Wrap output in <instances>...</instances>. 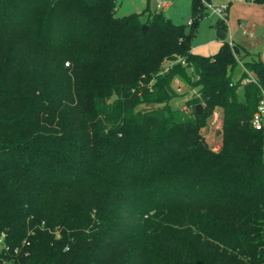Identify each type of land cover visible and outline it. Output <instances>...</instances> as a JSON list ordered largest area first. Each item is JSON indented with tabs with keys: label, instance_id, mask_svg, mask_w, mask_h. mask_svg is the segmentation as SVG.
I'll use <instances>...</instances> for the list:
<instances>
[{
	"label": "trees",
	"instance_id": "trees-1",
	"mask_svg": "<svg viewBox=\"0 0 264 264\" xmlns=\"http://www.w3.org/2000/svg\"><path fill=\"white\" fill-rule=\"evenodd\" d=\"M117 6L0 0V264H264V61Z\"/></svg>",
	"mask_w": 264,
	"mask_h": 264
},
{
	"label": "rangeland",
	"instance_id": "rangeland-1",
	"mask_svg": "<svg viewBox=\"0 0 264 264\" xmlns=\"http://www.w3.org/2000/svg\"><path fill=\"white\" fill-rule=\"evenodd\" d=\"M169 1H171L170 7L165 9L163 13L165 16L170 17L173 23L182 24L186 31H192L194 33L191 42L194 52L201 55H212L218 52L222 42L216 37V25L219 19L218 15L213 13L210 9H207L204 14L196 16V22L193 26H191L188 24V18L193 17L191 0ZM230 1L231 0H212L214 5H227L230 3ZM242 1H245L246 3V0ZM117 2L118 15H125L136 12L141 14L142 20H146L148 11L156 8L158 0H117ZM206 2L207 1L203 0L205 6ZM262 6L263 7H250V9L246 8L245 6L240 7L238 8L237 12H234V20L232 21H229L230 18L227 14L228 12H226L225 19L227 29L230 27V22L234 23L236 28H238L237 26H239V20H242L244 22H253L257 27H260V32H264V4ZM233 39L235 40L236 44L239 45L241 49L240 55L243 57H247V55L245 56L246 53H244L243 48L250 52L259 50L260 54L264 52V40L262 39L261 44H257L256 40L245 37L242 34L240 28L236 30L235 35H233ZM184 89L185 93L180 94V96L174 98L171 101V105L174 108H184L185 110H187V108L185 107V101L189 99L193 94L188 91V87L185 86ZM216 110L218 109H215L213 111L208 125L203 127L201 130V132L205 136L206 141L211 146H213L214 149H218L221 143L219 135H216V129L220 128V124L215 127L210 126V121L212 120L213 114ZM4 264H11V262H5Z\"/></svg>",
	"mask_w": 264,
	"mask_h": 264
},
{
	"label": "built area",
	"instance_id": "built-area-1",
	"mask_svg": "<svg viewBox=\"0 0 264 264\" xmlns=\"http://www.w3.org/2000/svg\"><path fill=\"white\" fill-rule=\"evenodd\" d=\"M166 5V1H159L158 4V9H162L163 6ZM206 6L208 9H210L213 13L217 14L219 19L225 20L226 17V12H227V6L226 5H214L213 2H206ZM192 23V20L189 19L188 20V24L190 25ZM242 26V31L244 34L253 37L255 34V30H256V25L253 22L247 21V22H243L241 24ZM229 41V45L231 47H233V42L231 40ZM185 62H183L184 64ZM242 68L244 70V72L246 73V75L241 79V86H244L248 83H254L256 85H258L260 87L261 90V97L257 106V110L255 111L251 123L252 125L256 128V129H264V87L261 86V84L258 82L257 77L255 76V74L251 71H249L245 66L242 65ZM186 85L181 81L180 78L176 77L173 81V87L175 89V91L179 94H183L185 93V87ZM187 87V86H186ZM188 91L192 94L195 93V95L199 96V93L196 92V90L194 88L188 87ZM220 111L219 109L216 110L213 114V118L210 121V126L211 127H215L218 126L220 124ZM217 130V129H216Z\"/></svg>",
	"mask_w": 264,
	"mask_h": 264
},
{
	"label": "crops",
	"instance_id": "crops-1",
	"mask_svg": "<svg viewBox=\"0 0 264 264\" xmlns=\"http://www.w3.org/2000/svg\"><path fill=\"white\" fill-rule=\"evenodd\" d=\"M159 1H161V0H158V3H157V5H156V8H154L153 10H150V11H156V10H159L158 9V4H159ZM163 1H166V5L165 6H163L162 7V9H160V10H162L163 12H164V10L165 9H167V8H169L170 7V5H171V1H169V0H163ZM264 3H259V2H255V1H251V0H248V2H247V0H246V3H245V1H242V0H231L230 1V3L229 4H227L226 6H227V14H228V16H229V18H230V20L229 21H232V20H234V12H237V10H238V8H240V7H246V8H249L250 9V7H263L262 5H263ZM237 6H239V7H237ZM170 18V17H169ZM190 18H188V20H189ZM238 20H239V18H238ZM244 21H242V20H239V26H237L238 28H240L241 29V32H242V34L245 36V37H249V38H252V39H254V40H256V43L257 44H261L262 43V39L264 40V32L263 31H261L260 32V27H257L256 26V30H255V34H254V36L253 37H250V36H248V35H246V34H244L243 33V31H242V26H241V24L243 23ZM238 28H236V26H235V24L234 23H232V22H230V27L228 28V29H226V31H228L229 33H228V38H227V40H231L232 42H233V44H236V42H235V40L233 39V35H235V33H236V30L238 29ZM259 34V35H258ZM217 37V36H216ZM217 39H219L218 37H217ZM220 40V39H219ZM221 41V40H220ZM223 42V41H222ZM222 42H221V44H222ZM194 51V50H193ZM215 54V53H214ZM251 54L253 55V56H255V57H259L260 59H262L263 61H264V52L262 53V54H260V51L259 50H257V51H252L251 52ZM213 55V54H212Z\"/></svg>",
	"mask_w": 264,
	"mask_h": 264
},
{
	"label": "water",
	"instance_id": "water-1",
	"mask_svg": "<svg viewBox=\"0 0 264 264\" xmlns=\"http://www.w3.org/2000/svg\"><path fill=\"white\" fill-rule=\"evenodd\" d=\"M146 27H147L146 25H143V27H142L143 31L146 30ZM216 36H217L221 41H225V40H227V38H228V32H227L226 30H224L221 26L217 25V26H216ZM202 109H203V107H202L201 104H197V105H196V112H197L198 114H200V113L202 112ZM220 134H221V129L218 128V129L216 130V135H220Z\"/></svg>",
	"mask_w": 264,
	"mask_h": 264
}]
</instances>
